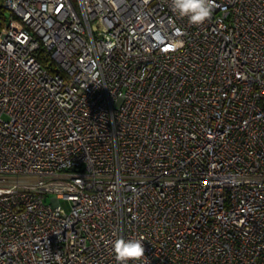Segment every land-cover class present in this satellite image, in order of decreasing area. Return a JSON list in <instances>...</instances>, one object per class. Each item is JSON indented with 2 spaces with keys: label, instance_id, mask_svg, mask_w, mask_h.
Here are the masks:
<instances>
[{
  "label": "built area",
  "instance_id": "2783aa9c",
  "mask_svg": "<svg viewBox=\"0 0 264 264\" xmlns=\"http://www.w3.org/2000/svg\"><path fill=\"white\" fill-rule=\"evenodd\" d=\"M214 4L0 0V264H264V0Z\"/></svg>",
  "mask_w": 264,
  "mask_h": 264
},
{
  "label": "clouds",
  "instance_id": "9594fccd",
  "mask_svg": "<svg viewBox=\"0 0 264 264\" xmlns=\"http://www.w3.org/2000/svg\"><path fill=\"white\" fill-rule=\"evenodd\" d=\"M173 8L181 16H187L189 22L194 25L204 23L212 14L215 7L214 0H172ZM118 264H129L140 261L145 257L143 238L116 239L112 247Z\"/></svg>",
  "mask_w": 264,
  "mask_h": 264
}]
</instances>
